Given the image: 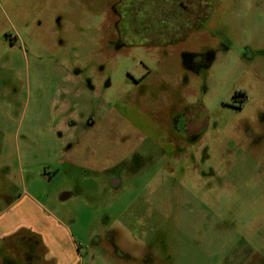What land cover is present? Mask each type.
<instances>
[{"label": "rangeland", "instance_id": "obj_1", "mask_svg": "<svg viewBox=\"0 0 264 264\" xmlns=\"http://www.w3.org/2000/svg\"><path fill=\"white\" fill-rule=\"evenodd\" d=\"M115 1L0 0V213L55 223L64 259L34 264H264V0L161 44L145 2L134 47Z\"/></svg>", "mask_w": 264, "mask_h": 264}, {"label": "flooded vegetation", "instance_id": "obj_2", "mask_svg": "<svg viewBox=\"0 0 264 264\" xmlns=\"http://www.w3.org/2000/svg\"><path fill=\"white\" fill-rule=\"evenodd\" d=\"M145 2L153 3V15L159 19L161 18L159 21L161 26L156 28L162 36V41L160 40L158 44L170 41L171 36L174 34L188 33L194 28L195 20L205 18L208 15V13H204L203 9L208 6L209 0H117L115 3L109 4L106 13L110 19L115 18L114 27L111 23L114 35L118 36L123 42L128 40L130 42L128 46L130 47L140 45V42L133 39L132 34L143 36L151 28L147 27L148 23L144 22L139 23L142 26L138 25V27L127 26L130 18L135 19V16L140 18L142 13L145 12ZM135 81L138 82L139 79H135ZM113 184L117 185L118 180H114ZM32 237L33 235L19 237L21 264H34L33 258H40L38 255L40 240L37 238L38 240L33 241Z\"/></svg>", "mask_w": 264, "mask_h": 264}, {"label": "crops", "instance_id": "obj_3", "mask_svg": "<svg viewBox=\"0 0 264 264\" xmlns=\"http://www.w3.org/2000/svg\"><path fill=\"white\" fill-rule=\"evenodd\" d=\"M28 202H25V201ZM32 205H35L33 199L30 197H23L21 199L11 202L10 207H7L4 213H0V235L12 236L20 234L23 229L32 228L35 235H39L40 247H46V254L43 255L45 259H64V254L59 250V238L56 233L55 223H42L41 226L30 224L29 217L32 215ZM30 208V209H29ZM20 236H26L25 234ZM49 249V250H48ZM40 251V250H39ZM39 257L41 252L38 253Z\"/></svg>", "mask_w": 264, "mask_h": 264}]
</instances>
